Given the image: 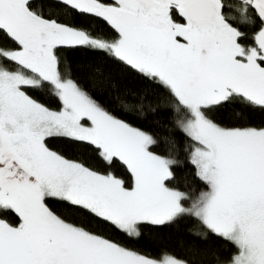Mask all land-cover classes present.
Returning a JSON list of instances; mask_svg holds the SVG:
<instances>
[{
  "label": "snow or ice",
  "instance_id": "6c2138e0",
  "mask_svg": "<svg viewBox=\"0 0 264 264\" xmlns=\"http://www.w3.org/2000/svg\"><path fill=\"white\" fill-rule=\"evenodd\" d=\"M76 52L149 88H121L99 64L85 69L86 87ZM161 108L170 119L147 128L122 118ZM255 113L264 0H0V264H264ZM186 166L199 185L178 176ZM185 218L221 247L131 246Z\"/></svg>",
  "mask_w": 264,
  "mask_h": 264
},
{
  "label": "trees",
  "instance_id": "16d2710c",
  "mask_svg": "<svg viewBox=\"0 0 264 264\" xmlns=\"http://www.w3.org/2000/svg\"><path fill=\"white\" fill-rule=\"evenodd\" d=\"M70 60L72 61L75 75L80 79V82L86 87L91 88L90 81L87 78L85 69L90 65H103L107 72H110L114 79L118 80L121 88L129 89L133 91H140L148 89L149 85L143 80L123 73L122 70L107 61L104 57L94 55L88 52H76L70 54ZM94 95L106 106L111 105L114 101L110 100L108 93L95 92ZM42 102L46 103L52 108L58 107V102L54 98L43 97ZM229 113L225 112L221 114V119L227 121ZM122 118L127 119L130 123L139 127H150L153 121L161 120L167 121L170 119V113L167 109L161 108L159 114H148L146 118H137L135 115H126ZM254 122H259L264 119L260 113L252 115ZM182 133L178 135L180 139ZM54 148L63 151L68 155H73L74 150L64 143L54 140L52 145ZM192 169L190 166L177 169L179 177H186L188 182L193 186L199 185L200 182L191 175ZM202 187V186H201ZM195 227V221L185 218L178 223L172 224L163 228L148 227L144 230L143 238L138 243H133L131 246L139 248L142 251H149L153 254H157L161 248H167L169 251L175 252L178 256L184 254V250L192 245H198L202 248H219L221 247L215 237H210L207 241L197 238L193 235L192 230Z\"/></svg>",
  "mask_w": 264,
  "mask_h": 264
}]
</instances>
